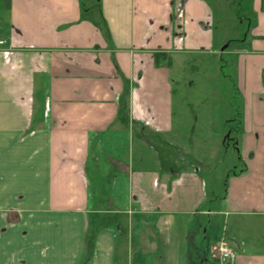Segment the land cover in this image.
<instances>
[{
  "label": "crops",
  "instance_id": "crops-1",
  "mask_svg": "<svg viewBox=\"0 0 264 264\" xmlns=\"http://www.w3.org/2000/svg\"><path fill=\"white\" fill-rule=\"evenodd\" d=\"M3 1L0 264H82L88 232L89 264H222L223 235V264H264V0H183V18L180 0ZM188 55L195 122L174 112ZM225 69L240 100L221 119ZM225 146L238 160L207 209Z\"/></svg>",
  "mask_w": 264,
  "mask_h": 264
},
{
  "label": "rangeland",
  "instance_id": "rangeland-1",
  "mask_svg": "<svg viewBox=\"0 0 264 264\" xmlns=\"http://www.w3.org/2000/svg\"><path fill=\"white\" fill-rule=\"evenodd\" d=\"M88 2V0H85ZM238 1H241V0H238ZM244 1V0H242ZM251 0H246L244 1V3H250ZM4 1L1 0L0 1V9L1 7L4 5ZM223 10H226V9H222V12ZM238 13L236 16H237V19H236V24L237 26H240V28L244 29V24L241 23V18H243V14H242V9L241 8H238L237 9ZM221 11V10H220ZM220 11H217V12H220ZM220 14H222L220 12ZM232 16V15H231ZM235 17V15H233ZM220 20V22H219ZM222 20L223 18L221 19H218L217 21V24L215 23L216 25V31L219 32V34H221V27L223 25L222 23ZM220 23V24H219ZM232 34V33H231ZM190 57V61H192V63H189V66L190 67H184L183 69V77L185 80V83H182L181 82V79L177 77V73L179 72V69H180V63L179 61H175L173 63V66H172V70H173V77L172 79L176 81V83H174V89H173V96L175 98V106H174V112H175V118L176 119H180V118H186L187 121H192V122H195V120L197 119V116H198V106L196 105V96H197V90L202 86V83L204 84V81H199L198 80V77H197V71H192L191 69H195L196 66V63H200L202 62V57L201 59H197V61H200V62H196V58L197 56H191V55H188ZM219 59V58H218ZM213 60V59H212ZM217 59L216 60H213V62L211 61L210 62V67H214L215 68V65L217 64ZM193 65V66H192ZM218 65H219V62H218ZM223 65L224 67L226 66L225 65V62H223ZM218 70V66L216 65V71ZM207 75V77H209L210 79H213L215 78L213 72H210V73H205ZM217 76V75H216ZM204 77V76H203ZM224 77V78H223ZM180 80V82H179ZM193 80V81H192ZM232 76L229 72H227V70L225 69L224 71V74L222 73V76L220 78H216L215 80H213V82L211 83L212 84V88H216L217 87V91L220 92L221 96L222 97H225L228 95L227 91H231L230 93V96L229 97H225V98H221L220 101H218L217 103H220L221 104V108H220V118L221 119H224L225 117V114L226 112L224 111L226 108L224 106V100L225 99H230L232 101V98L233 100L237 99L238 101L240 100V95L238 94L237 96L233 93V85H232ZM192 84H189L191 83ZM227 83V84H226ZM230 88V89H228ZM219 106V105H218ZM224 113V115L222 114ZM221 148V147H220ZM235 150L233 147L231 148H228L225 146V148L222 150L221 154L219 155V159L215 160V175H214V179L212 178V180L209 179V174L208 172H203L205 174V177L207 178V189H208V192H209V198H208V201H206L204 207L207 208V209H212V210H215L217 208H221L222 207V202H221V197L224 196V190H225V180L227 179V171L224 170L225 167L227 166V164L229 163V161H233L234 158H235ZM237 157V156H236ZM238 160V158H235ZM236 160V161H237ZM216 177V178H215ZM203 207V208H204ZM206 218L204 219L205 221H207V217L208 215L205 216ZM223 225L227 226V224L223 223ZM212 229V228H211ZM223 230V227L222 225L219 227L218 229V226L212 231L209 230L208 233H209V236H210V239H211V236H216L219 234V232H221Z\"/></svg>",
  "mask_w": 264,
  "mask_h": 264
},
{
  "label": "built area",
  "instance_id": "built-area-1",
  "mask_svg": "<svg viewBox=\"0 0 264 264\" xmlns=\"http://www.w3.org/2000/svg\"><path fill=\"white\" fill-rule=\"evenodd\" d=\"M184 9L185 8H184L183 0H180L178 9H177V16L179 18H183L185 14ZM214 250H215V254L222 261V264L236 259L237 253L234 247L232 246L230 240L225 235H223L217 241V244L215 245Z\"/></svg>",
  "mask_w": 264,
  "mask_h": 264
},
{
  "label": "trees",
  "instance_id": "trees-1",
  "mask_svg": "<svg viewBox=\"0 0 264 264\" xmlns=\"http://www.w3.org/2000/svg\"><path fill=\"white\" fill-rule=\"evenodd\" d=\"M171 55L166 52H156L154 54L156 64H160L161 61L169 59ZM170 63V62H166ZM94 251V235L91 232H88L86 238V247H85V256L82 264H89L91 260L92 253Z\"/></svg>",
  "mask_w": 264,
  "mask_h": 264
}]
</instances>
